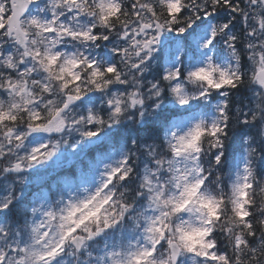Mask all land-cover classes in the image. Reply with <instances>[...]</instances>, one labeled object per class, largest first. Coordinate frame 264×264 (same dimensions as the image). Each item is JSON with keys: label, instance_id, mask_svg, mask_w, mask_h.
<instances>
[{"label": "snow or ice", "instance_id": "1", "mask_svg": "<svg viewBox=\"0 0 264 264\" xmlns=\"http://www.w3.org/2000/svg\"><path fill=\"white\" fill-rule=\"evenodd\" d=\"M0 264H264V0H0Z\"/></svg>", "mask_w": 264, "mask_h": 264}]
</instances>
